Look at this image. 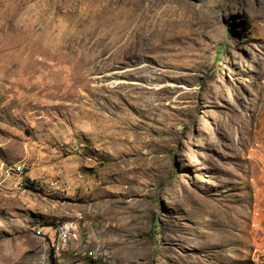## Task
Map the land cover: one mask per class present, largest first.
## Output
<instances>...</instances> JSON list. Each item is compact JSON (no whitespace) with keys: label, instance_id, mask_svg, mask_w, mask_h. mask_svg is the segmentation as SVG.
Masks as SVG:
<instances>
[{"label":"rangeland","instance_id":"rangeland-1","mask_svg":"<svg viewBox=\"0 0 264 264\" xmlns=\"http://www.w3.org/2000/svg\"><path fill=\"white\" fill-rule=\"evenodd\" d=\"M95 258L264 264V0H0V264Z\"/></svg>","mask_w":264,"mask_h":264},{"label":"bare ground","instance_id":"bare-ground-1","mask_svg":"<svg viewBox=\"0 0 264 264\" xmlns=\"http://www.w3.org/2000/svg\"><path fill=\"white\" fill-rule=\"evenodd\" d=\"M72 219H67L62 222H60L57 226V238L55 240V249L56 250H62L66 245H70L72 243H67V228L70 226ZM73 225H75L77 228V223L73 219ZM79 238V229H78V235L75 237V242Z\"/></svg>","mask_w":264,"mask_h":264},{"label":"built area","instance_id":"built-area-1","mask_svg":"<svg viewBox=\"0 0 264 264\" xmlns=\"http://www.w3.org/2000/svg\"><path fill=\"white\" fill-rule=\"evenodd\" d=\"M50 185H53V182L50 183ZM40 233V231H38ZM78 235V228L73 225V218L72 221L70 223V226H68L67 228V243H73V241L75 240V237ZM92 264H97V258H95L92 261Z\"/></svg>","mask_w":264,"mask_h":264},{"label":"trees","instance_id":"trees-1","mask_svg":"<svg viewBox=\"0 0 264 264\" xmlns=\"http://www.w3.org/2000/svg\"><path fill=\"white\" fill-rule=\"evenodd\" d=\"M26 186H27L28 188H30L31 190H35V189H36L34 183H33L32 181H30L29 179H28L27 182H26ZM156 223H158V220L156 221Z\"/></svg>","mask_w":264,"mask_h":264}]
</instances>
